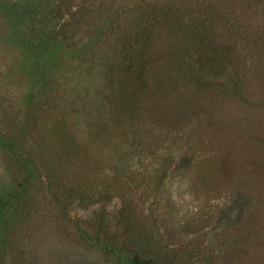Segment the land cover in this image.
<instances>
[{
    "label": "rangeland",
    "instance_id": "374dc122",
    "mask_svg": "<svg viewBox=\"0 0 264 264\" xmlns=\"http://www.w3.org/2000/svg\"><path fill=\"white\" fill-rule=\"evenodd\" d=\"M144 1L172 10L217 5L220 43L248 48L242 93L233 94L231 69L208 76L204 88L188 82L173 68L181 53L167 55L172 36L160 54L142 58L145 48L130 40L133 18L97 29L108 9L132 16ZM57 4L75 9L58 13ZM182 58L187 66L192 56ZM0 131L23 134L37 152L40 145L45 162L68 161L78 147L77 174L62 184L120 175L133 201L128 211L120 196L108 202L118 237L106 251L88 227L100 205L60 213L36 181L3 209L21 220L23 199L34 205L18 240L0 249V264H124L132 248L153 247L166 264H264V0H0ZM19 159L0 151L2 201L16 183L8 166L15 172Z\"/></svg>",
    "mask_w": 264,
    "mask_h": 264
},
{
    "label": "trees",
    "instance_id": "16d2710c",
    "mask_svg": "<svg viewBox=\"0 0 264 264\" xmlns=\"http://www.w3.org/2000/svg\"><path fill=\"white\" fill-rule=\"evenodd\" d=\"M242 1L246 2L247 0ZM143 3L145 6H142L138 9V11H135L132 16L126 11L122 12V7L120 6H118V9L114 11L108 9L107 23L100 22L101 26L97 29H112L116 27L114 26V20L116 21L118 19L119 22L120 16H122L121 18L128 19L130 21L133 18L135 22L131 26V29L136 30L131 31L130 40L134 41V43H132L133 48H145L142 58H147V56L151 53L160 54L162 51L158 49V44L163 50L164 42L162 40L168 39L164 38L166 35L172 36L173 38L171 39L173 40L171 42L176 45V48L170 51L167 55H175L177 52L181 53V57H173L172 63L177 61L180 62L178 65L174 64L173 68L178 70L177 73L184 75L188 82H195L197 86L204 88L207 86V83H211L207 79L208 76H220L223 75L224 70L226 71V69H231L233 70V73H237L233 78L235 84L234 90H236L233 94L234 96H238L239 93H242L241 89L243 90L244 80H242V75L239 77L238 73L242 67L246 68L247 60H245L243 56L244 52H246V49L248 48L246 46V49H241L238 40L233 38L228 42V44L222 45L220 43L221 35H218L217 33L221 27H215L216 22L214 21L216 20V17L225 16L220 15L221 11L217 5L212 4L210 8H203L202 6L197 7V5H194L191 9H186L184 7L172 10L170 8L166 9L164 8V5L155 2L151 3L144 1ZM63 9L73 12L75 8L72 4H68L67 7H63V4L59 7L57 4L55 11L59 13ZM81 9L82 8H80V10ZM76 10L78 14L82 15L83 12L78 9ZM226 21H228V18H226ZM94 27L95 23L93 21H89L85 28L94 29ZM214 28L216 29V32ZM183 56H192L187 66L182 58ZM235 56L243 58V60L239 62L234 61L235 59L233 60V58ZM229 58L233 61L225 65L218 61L219 59L229 61ZM195 64L198 71H192ZM207 64L209 66L213 65L210 70H206L204 68ZM218 66L222 68H219ZM222 78L225 79L224 81H227V78L224 76ZM226 84L228 87V81ZM243 96L244 95H241L240 99H242ZM26 126L27 125L24 126V132L27 130V128L25 129ZM3 135L4 134L0 131V140L2 141V143L0 142V151L2 154L4 156H17L20 159L16 162L18 167L15 172L11 170V166H8V169L15 176L14 178H16V183L14 185L15 188H13L12 192H7L3 201L0 199V241L5 243L3 246L0 242V249L5 251V247L8 246L7 244L15 241L14 238L18 240L19 234L17 233V230L19 229V224L24 226V222L22 221L27 220V217L32 214V208H34V205L29 204L30 202H28L25 198V200L23 199L21 204L24 206L20 205L18 208H22L21 220L12 219L9 215L6 217L5 215L8 212H3L4 207L8 209L7 204L11 201L12 195L19 198L20 193H23V195H25L24 197H26L28 188L34 185V182L36 183V181H39V183H42L41 185L45 188V196L49 198V194L52 201L60 210V213L66 215H68L71 211L80 213V211L89 208L91 205H100V207L94 211L96 216L93 217V222L88 224V227L95 235V238L92 237V239L97 240L94 242L95 244L93 243V245L104 250L106 249V251L113 250V247L116 245L115 243H117L115 238L118 236H116L117 231L113 230L110 225L114 219L112 218V215L109 214L106 207L112 197L120 196L123 203L129 202L127 211L128 209H132L131 204L133 201H129L128 196L131 192H124L126 188H130L131 185L124 182L125 180L120 175L113 176L108 180L100 179L101 176L99 178H97L98 176H86L85 179L82 180L85 181L82 185L79 184V182H76V185L68 187L62 183H64L66 176H69L70 171L76 170L75 174H77L79 159L82 158V155L77 154L78 147L70 153L71 157L68 161L63 160L55 162L54 159H50L45 162V154L41 150L40 145L32 143L35 145V148L39 149V152L33 150V147H31L27 140H25V137L22 136L23 134L12 136L13 138H11L10 135ZM62 135L66 134L63 132ZM72 139L74 140L71 135L64 137L61 141L62 143L69 145L73 141ZM66 165L67 167H65ZM61 171L63 172L61 173ZM20 173H23V175ZM61 175L64 176L61 177ZM74 177L76 178L75 181H79L76 175ZM58 180H61V182L57 185L56 183H58ZM34 213L38 214V211L35 210ZM122 213L119 214L120 216L117 217L118 219H122L121 215L124 214ZM74 215L78 217V214ZM109 217L112 219H109ZM80 232L84 233V228L81 229ZM89 234L91 233L87 232V235ZM113 235L114 237L112 238ZM130 251L132 252V255L125 259L124 264H166V262H168L166 255L161 254V250L157 247H153V250L150 252H139L135 248H132ZM149 254L153 255L150 256Z\"/></svg>",
    "mask_w": 264,
    "mask_h": 264
}]
</instances>
